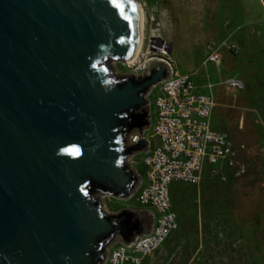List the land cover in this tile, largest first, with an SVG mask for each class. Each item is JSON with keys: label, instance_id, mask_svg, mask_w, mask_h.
<instances>
[{"label": "water", "instance_id": "1", "mask_svg": "<svg viewBox=\"0 0 264 264\" xmlns=\"http://www.w3.org/2000/svg\"><path fill=\"white\" fill-rule=\"evenodd\" d=\"M135 4L0 0V264H103L151 232L152 212L109 214L101 200L137 190L147 95L173 75L158 58L113 71L137 56Z\"/></svg>", "mask_w": 264, "mask_h": 264}, {"label": "rangeland", "instance_id": "2", "mask_svg": "<svg viewBox=\"0 0 264 264\" xmlns=\"http://www.w3.org/2000/svg\"><path fill=\"white\" fill-rule=\"evenodd\" d=\"M135 1L145 10L144 54L162 49L153 39L159 35L180 75L211 86L212 129L245 146L237 156L245 169L240 179L219 183L207 174L199 187L172 185L178 229L142 264H264V0ZM224 40L237 43L240 54L222 50L219 68L204 65L208 45ZM112 68L131 74L122 63ZM228 76L244 82L241 94L225 92ZM101 200L110 213L138 210L131 200Z\"/></svg>", "mask_w": 264, "mask_h": 264}, {"label": "built area", "instance_id": "3", "mask_svg": "<svg viewBox=\"0 0 264 264\" xmlns=\"http://www.w3.org/2000/svg\"><path fill=\"white\" fill-rule=\"evenodd\" d=\"M160 48L167 50L165 44ZM222 50L234 56L241 51L232 40H224L217 46L212 43L206 49L204 65L219 68ZM152 58L168 63L173 75L147 95V99L151 98L148 102L152 124L144 136L149 140V152L130 156V164L138 169L141 179L127 201H133L138 210L152 212L154 222L151 232L137 237L130 246L114 243L103 264H142L161 250L171 233L178 229L170 198L172 185L199 187L206 174L225 183L230 177L240 179L245 173L237 159L245 146L234 147L227 133L212 129L211 115L216 103L211 92L197 93L190 75H180L167 53L144 54L141 50L135 60L124 65L130 70L129 75L137 76L146 71L145 63ZM221 85L231 97L245 90L244 82L236 77H225Z\"/></svg>", "mask_w": 264, "mask_h": 264}, {"label": "bare ground", "instance_id": "4", "mask_svg": "<svg viewBox=\"0 0 264 264\" xmlns=\"http://www.w3.org/2000/svg\"><path fill=\"white\" fill-rule=\"evenodd\" d=\"M135 1V0H134ZM135 5H136V8H137V11H138V14H139V18H140V21H139V24H140V32H141V39H140V44H139V47H138V52H137V56H139V54L141 53V49H142V44H143V39H144V11H143V9H142V6L139 4V3H137L136 1H135ZM152 37V36H151ZM152 39V38H151ZM153 39H154V41H156L157 42V39H161L160 37H159V35H153ZM152 39V40H153ZM156 49V48H155ZM157 52L158 53H162V54H166L165 52H164V50H162V49H159V50H157ZM137 56L135 57V58H137ZM135 60V59H134Z\"/></svg>", "mask_w": 264, "mask_h": 264}, {"label": "crops", "instance_id": "5", "mask_svg": "<svg viewBox=\"0 0 264 264\" xmlns=\"http://www.w3.org/2000/svg\"><path fill=\"white\" fill-rule=\"evenodd\" d=\"M193 81H194V79L193 78H191ZM195 82V81H194ZM195 84H196V82H195ZM196 87H197V93H208L209 91H210V89L208 88V86L207 87H205V86H198L197 84H196ZM156 92V91H155ZM154 92V93H155ZM207 175V174H206ZM205 175V176H206ZM140 210V209H139ZM141 212H148V211H146V210H140ZM150 258V257H149ZM148 259V258H147Z\"/></svg>", "mask_w": 264, "mask_h": 264}, {"label": "snow or ice", "instance_id": "6", "mask_svg": "<svg viewBox=\"0 0 264 264\" xmlns=\"http://www.w3.org/2000/svg\"><path fill=\"white\" fill-rule=\"evenodd\" d=\"M73 155H78L79 154V149H73L71 150Z\"/></svg>", "mask_w": 264, "mask_h": 264}, {"label": "clouds", "instance_id": "7", "mask_svg": "<svg viewBox=\"0 0 264 264\" xmlns=\"http://www.w3.org/2000/svg\"><path fill=\"white\" fill-rule=\"evenodd\" d=\"M59 155H61V153H58ZM82 153H80V155H81ZM117 163H119V162H117Z\"/></svg>", "mask_w": 264, "mask_h": 264}]
</instances>
